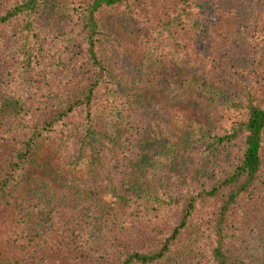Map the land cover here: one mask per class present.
Wrapping results in <instances>:
<instances>
[{
    "label": "trees",
    "instance_id": "obj_1",
    "mask_svg": "<svg viewBox=\"0 0 264 264\" xmlns=\"http://www.w3.org/2000/svg\"><path fill=\"white\" fill-rule=\"evenodd\" d=\"M64 6L68 25L46 30L49 0H0V93L9 105L0 119V264H264V0ZM117 27L152 48L165 40L167 63L185 72L167 70V98L197 99L187 88L198 84L215 115L207 147L227 155L198 186L125 196L126 213L95 190L88 196V180L56 182L32 169L47 139L71 148L72 163L86 141L111 158L96 136L101 121L110 153L127 155L139 119L101 52ZM189 232L197 239L185 252Z\"/></svg>",
    "mask_w": 264,
    "mask_h": 264
},
{
    "label": "rangeland",
    "instance_id": "obj_2",
    "mask_svg": "<svg viewBox=\"0 0 264 264\" xmlns=\"http://www.w3.org/2000/svg\"><path fill=\"white\" fill-rule=\"evenodd\" d=\"M218 2L228 7L231 0ZM49 5L41 20L45 29L68 25L64 0H49ZM221 18L223 24L228 22L225 17ZM107 26L105 23V28ZM113 32L114 38L104 35L101 43L107 73L117 92L131 103L139 119L138 135L127 155L110 153L111 142L104 133L106 124L101 121L99 126L102 129L96 131V136L111 158L105 160L93 142L86 141L82 155L72 163L69 161L71 148L61 140L47 139L41 142L34 154L32 169L56 182L58 178L65 181L69 177L88 180L91 186L83 189L88 196L95 190L103 205L115 212L126 213L121 201L125 196L139 195L142 189H154L156 185L167 184L169 187L181 183L198 186L202 183L200 179L207 177L212 167L219 165L227 155L219 149L214 151L207 147L206 132L210 119L215 115L211 113L209 95L198 84L191 83L193 87L187 88L190 93L195 89L199 91L197 99L167 98L162 79L167 78V70L182 77L185 72L167 63L165 40L153 48L151 45L150 49L145 39L132 31L117 27ZM5 95L0 93V119H3L1 116L6 114V107L9 106L5 103ZM107 162L108 165H105ZM195 239L197 237L190 232L186 234L182 245L185 252L192 249ZM177 264H187V260L179 259Z\"/></svg>",
    "mask_w": 264,
    "mask_h": 264
}]
</instances>
